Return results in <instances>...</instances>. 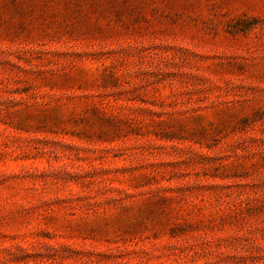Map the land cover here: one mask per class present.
<instances>
[{"label": "rangeland", "instance_id": "obj_1", "mask_svg": "<svg viewBox=\"0 0 264 264\" xmlns=\"http://www.w3.org/2000/svg\"><path fill=\"white\" fill-rule=\"evenodd\" d=\"M0 264H264V0H0Z\"/></svg>", "mask_w": 264, "mask_h": 264}]
</instances>
